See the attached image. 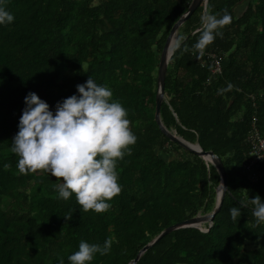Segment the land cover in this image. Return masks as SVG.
Here are the masks:
<instances>
[{
    "label": "trees",
    "instance_id": "16d2710c",
    "mask_svg": "<svg viewBox=\"0 0 264 264\" xmlns=\"http://www.w3.org/2000/svg\"><path fill=\"white\" fill-rule=\"evenodd\" d=\"M191 2L5 0L15 20L0 25V264H70L81 240L103 245L109 237L111 252L91 264H130L165 228L214 210L219 172L155 118L160 56ZM206 8L233 19L201 50L194 45ZM178 34L184 39L168 64L161 119L221 157L228 189L208 230L176 229L137 264H264V223H256L252 203L264 199V160L252 161L248 141L254 127L264 136V0H208ZM208 51L224 55L222 73H213ZM89 76L113 90L138 137L117 166L122 191L101 213L84 211L75 195L60 198V178L48 171L21 173L12 151L29 92L54 111ZM234 206L242 208L235 221Z\"/></svg>",
    "mask_w": 264,
    "mask_h": 264
},
{
    "label": "clouds",
    "instance_id": "9594fccd",
    "mask_svg": "<svg viewBox=\"0 0 264 264\" xmlns=\"http://www.w3.org/2000/svg\"><path fill=\"white\" fill-rule=\"evenodd\" d=\"M232 19L227 11L217 15L206 8L194 47L203 50L217 36L222 37V29ZM14 20L5 0H0V25ZM183 39L177 38L173 51L181 48ZM76 88V93L56 103L54 111L36 92H29L12 151L19 157L17 167L21 173L48 171L60 178L56 186L60 198L67 200L75 195L84 211L106 212L110 201L122 191L118 163L131 154L130 146L138 137L132 130L128 109L114 98L109 86L89 76ZM252 203L256 223H264V199L257 195ZM230 214L235 221L242 216V208L234 206ZM113 242L114 237L107 238L103 245L81 240L79 249L68 260L70 264H91L98 253H110ZM60 264H65L63 259Z\"/></svg>",
    "mask_w": 264,
    "mask_h": 264
},
{
    "label": "water",
    "instance_id": "95a60500",
    "mask_svg": "<svg viewBox=\"0 0 264 264\" xmlns=\"http://www.w3.org/2000/svg\"><path fill=\"white\" fill-rule=\"evenodd\" d=\"M205 5L208 3V0H192L188 11L181 16V18L173 25L171 28L167 39L165 41L161 56H160V62H159V69H158V90L156 95V112H155V118L158 122L160 128L162 131L174 142L179 143L180 145L186 147L187 149L196 152L200 156H202L207 161L211 162L217 171L220 174L221 182L220 186L217 190V201L216 206L214 210L211 213L203 214V215H196L194 217L188 218L186 220H183L181 222H177L173 225H170L169 227L165 228L155 239H153L151 242L146 244L138 253L135 259H133L130 264H137L142 254L147 251L150 247H152L158 240H160L165 235L171 233L172 231L183 228V227H199L202 230H208L203 229L202 225L204 223H212L216 214L220 210L224 197L226 195L227 189H228V175L226 168L224 166V163L221 159V157L216 154L214 151L204 150L199 143H191L184 139L183 137L179 136L176 132L169 130L163 123L161 119V107L162 103L165 100V84H166V76H167V69L168 64L170 62V59L174 53L173 46L175 41L177 40V35L180 26L194 13V11L201 5Z\"/></svg>",
    "mask_w": 264,
    "mask_h": 264
},
{
    "label": "built area",
    "instance_id": "2783aa9c",
    "mask_svg": "<svg viewBox=\"0 0 264 264\" xmlns=\"http://www.w3.org/2000/svg\"><path fill=\"white\" fill-rule=\"evenodd\" d=\"M205 7H207V4L205 5ZM204 54L205 58L211 59L210 64L213 73H222L224 68V55L211 51L205 52ZM248 141L249 143L251 142V144L254 145L252 153L255 155L253 156L255 160L252 161H256L258 159L264 160V136L260 133L257 127H254V130L248 137Z\"/></svg>",
    "mask_w": 264,
    "mask_h": 264
},
{
    "label": "rangeland",
    "instance_id": "374dc122",
    "mask_svg": "<svg viewBox=\"0 0 264 264\" xmlns=\"http://www.w3.org/2000/svg\"><path fill=\"white\" fill-rule=\"evenodd\" d=\"M179 34L177 35V38H178ZM175 132V131H174ZM208 214V213H207ZM202 228H205V225L203 224Z\"/></svg>",
    "mask_w": 264,
    "mask_h": 264
}]
</instances>
